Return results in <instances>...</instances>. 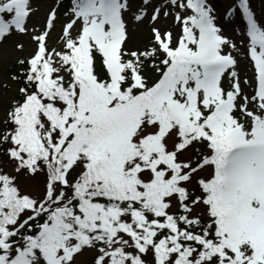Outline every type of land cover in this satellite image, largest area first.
Wrapping results in <instances>:
<instances>
[{"label": "snow or ice", "instance_id": "1", "mask_svg": "<svg viewBox=\"0 0 264 264\" xmlns=\"http://www.w3.org/2000/svg\"><path fill=\"white\" fill-rule=\"evenodd\" d=\"M61 6L0 0V264H264V6Z\"/></svg>", "mask_w": 264, "mask_h": 264}, {"label": "rangeland", "instance_id": "2", "mask_svg": "<svg viewBox=\"0 0 264 264\" xmlns=\"http://www.w3.org/2000/svg\"><path fill=\"white\" fill-rule=\"evenodd\" d=\"M57 0H33V7L38 8V11L31 18V23L43 24L44 17L46 16L48 10L55 6ZM223 0H215V3L219 7L222 4ZM252 3L256 7H262L264 5L261 4V0H252ZM239 27H244V22L242 19L239 21ZM232 36L234 39L239 42L240 37L232 32ZM138 38L142 39L143 36H139ZM17 42H22L25 44V50L20 52L16 49L15 45ZM33 45L30 44L28 37L25 36H13L8 39L4 44H0V84H12L10 81V75L8 74V67L12 64H16V60L18 57L27 56L32 51ZM17 65V64H16ZM248 65L247 59L241 60V68L242 70H246ZM251 71H248V75L251 76ZM15 84H12V87L9 88H0V96H3L5 99L14 94ZM0 115H2V109H0ZM81 264H90V254L85 253L82 257H80Z\"/></svg>", "mask_w": 264, "mask_h": 264}, {"label": "trees", "instance_id": "3", "mask_svg": "<svg viewBox=\"0 0 264 264\" xmlns=\"http://www.w3.org/2000/svg\"><path fill=\"white\" fill-rule=\"evenodd\" d=\"M68 3H69V0H61V4H62V6H61V12H63L64 10H65V6H67L68 5ZM18 65H16V64H12V65H10L9 67H8V74L10 75V73H12V72H15V71H17L18 70Z\"/></svg>", "mask_w": 264, "mask_h": 264}, {"label": "bare ground", "instance_id": "4", "mask_svg": "<svg viewBox=\"0 0 264 264\" xmlns=\"http://www.w3.org/2000/svg\"><path fill=\"white\" fill-rule=\"evenodd\" d=\"M229 35H231V36H232V32H230V33H229Z\"/></svg>", "mask_w": 264, "mask_h": 264}]
</instances>
